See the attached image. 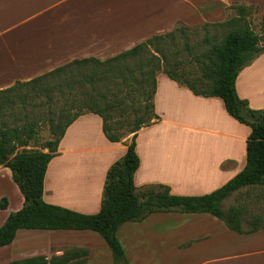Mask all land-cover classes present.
<instances>
[{
	"label": "crops",
	"instance_id": "obj_1",
	"mask_svg": "<svg viewBox=\"0 0 264 264\" xmlns=\"http://www.w3.org/2000/svg\"><path fill=\"white\" fill-rule=\"evenodd\" d=\"M242 3L264 7V0H0V91L74 60L105 61L181 25L224 22L229 8ZM236 90L250 108L264 109V53L242 69ZM153 104L159 119L142 128L136 140L138 195L162 185L175 196H204L243 171L251 129L229 115L221 98L197 96L159 73ZM127 150L107 139L99 115L80 116L48 165L44 201L81 214L99 213L107 172ZM0 187L15 191L16 199L0 208L2 227L23 208L24 197L9 168L0 167ZM257 187L234 192L222 202L223 211L225 201ZM241 227L245 234L210 213L173 210L127 222L117 238L128 264H245L240 261L251 252L236 246L264 235V228L251 233L252 228ZM0 264L116 263L97 232L20 229L10 245L0 247Z\"/></svg>",
	"mask_w": 264,
	"mask_h": 264
},
{
	"label": "trees",
	"instance_id": "obj_2",
	"mask_svg": "<svg viewBox=\"0 0 264 264\" xmlns=\"http://www.w3.org/2000/svg\"><path fill=\"white\" fill-rule=\"evenodd\" d=\"M229 9L234 11L233 17L204 25L205 29L217 27L222 32L207 36L206 41L211 47L203 53L194 54L187 35L190 28L181 25L105 61L93 57L74 60L40 77L17 82L13 87L0 91V167L11 170L13 181L24 197L23 208L11 213L0 227V247L10 245L20 229L91 230L104 238L116 264H128L117 238L120 226L142 221L155 212L173 210L210 213L224 221L231 230L246 233L241 227L242 210L231 207L227 214L221 204L242 188L264 185V109L250 108L248 101L241 99L236 90L242 69L264 53L260 37L264 34V14L261 34H257L250 22L258 12L257 6L236 4ZM180 39L189 54L194 56V63L180 58L181 52L175 45ZM192 64L194 67L188 68ZM159 73L166 74L197 96L221 98L229 115L251 129L245 168L210 194L175 196L169 187L162 185L145 188L142 195L137 194L134 176L140 159L136 140L142 128L149 126L153 119H159L153 104ZM40 95L50 102L64 97L68 101L59 114V124L52 126L54 138L46 141L41 150H29L27 148L36 137L39 121L33 110L32 115L27 112V104ZM135 96H139L138 99ZM127 102L134 110V124L128 134H123L119 132L124 126L115 123L113 112L125 110ZM17 106L25 111L19 112ZM71 111L74 113L69 115ZM87 113L102 118L103 131L110 142H122L128 147L124 157L108 170L101 210L94 215L48 204L43 198L48 165L57 155L60 141L68 127ZM7 158L9 160L3 165ZM7 206V198L1 199V209ZM259 221L260 218L256 217L251 222V233L264 228L258 225Z\"/></svg>",
	"mask_w": 264,
	"mask_h": 264
},
{
	"label": "rangeland",
	"instance_id": "obj_3",
	"mask_svg": "<svg viewBox=\"0 0 264 264\" xmlns=\"http://www.w3.org/2000/svg\"><path fill=\"white\" fill-rule=\"evenodd\" d=\"M245 4V3H242ZM258 12L250 18V22L254 31L257 34H261V20L264 14V7L260 10L259 7ZM235 15L234 11L228 12V18H231ZM190 29L187 30L188 41L190 43L191 48L193 49L194 54H200L207 51L211 45L207 43V36L211 37L217 33H221L222 30L217 27H208L207 29L204 28V25H200L198 27H189ZM262 37V45L264 46V34H261ZM176 48L181 52V59L187 60L190 63H194L195 60L194 56L189 54V51L186 49L183 40L176 41ZM188 66V68H193ZM139 96H135L138 99ZM36 100L32 102L29 101L27 104V112L31 113L32 110L34 115L36 116L37 120L39 121L36 127V137L31 141L30 147L27 149H41L43 148L46 141L51 140L54 138L53 135V125L59 124V114L62 109L67 105L66 101L67 98H59L57 101L50 102L45 96L40 95L39 97L35 98ZM142 97L140 98V100ZM35 104V105H34ZM137 108V105L134 104ZM18 111H22L23 109L20 106H17ZM125 110L119 109L113 112L115 123H120L124 128L120 130L123 134H128L129 130L133 128L134 124V116L133 108H130V104L127 102L125 105ZM104 111L103 109H101ZM25 111V110H23ZM74 111H71L69 115H72ZM33 115V116H34ZM67 115V116H69ZM131 135L129 136L128 142H130ZM254 187V186H253ZM9 189V188H8ZM6 187L3 189L0 187V202L1 199L7 198V200L12 203H15V194L12 190H8ZM6 191V192H4ZM242 195H235L231 197L227 201H225V213H229L231 207H238L242 210H245V214L242 216L243 219V228L244 229H251V222L256 218H260L258 225L264 226V186L257 187L254 191H249L245 195V191L241 193ZM1 208V207H0ZM224 209V207H223ZM229 241V239H228ZM240 241V239H239ZM246 238L243 239L242 247L236 246V249L239 250L241 253H249L247 257L242 259L240 263L245 264H264V235H258L252 238L249 242H245ZM235 245L237 243L234 242Z\"/></svg>",
	"mask_w": 264,
	"mask_h": 264
},
{
	"label": "water",
	"instance_id": "obj_4",
	"mask_svg": "<svg viewBox=\"0 0 264 264\" xmlns=\"http://www.w3.org/2000/svg\"><path fill=\"white\" fill-rule=\"evenodd\" d=\"M9 160V158L5 159L2 164L4 165L7 161Z\"/></svg>",
	"mask_w": 264,
	"mask_h": 264
}]
</instances>
